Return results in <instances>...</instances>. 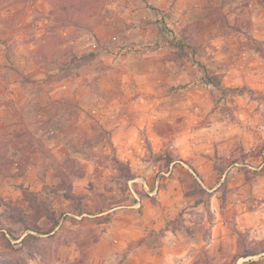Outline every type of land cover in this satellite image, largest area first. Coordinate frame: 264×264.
Here are the masks:
<instances>
[{"label":"rangeland","instance_id":"374dc122","mask_svg":"<svg viewBox=\"0 0 264 264\" xmlns=\"http://www.w3.org/2000/svg\"><path fill=\"white\" fill-rule=\"evenodd\" d=\"M3 156L0 264H264V0H0Z\"/></svg>","mask_w":264,"mask_h":264},{"label":"trees","instance_id":"16d2710c","mask_svg":"<svg viewBox=\"0 0 264 264\" xmlns=\"http://www.w3.org/2000/svg\"><path fill=\"white\" fill-rule=\"evenodd\" d=\"M72 11H75V10H72ZM43 51H46V50H42L40 53L44 54ZM217 85L220 86V84H217ZM3 158H4V156L2 158H0V168H2L5 171H9V169L12 167V162L7 160L6 158L4 160ZM15 169H16L17 172L13 173L12 177H23V176L27 175L26 172H24L25 171L24 169H26V168L24 167L23 164L18 166V167H16ZM65 181L66 180H61V184L65 183ZM29 195H34V194L33 193H29ZM32 200H33V202L30 203V210H29L30 212L29 213H26L27 211H24V210L23 211L22 210H16L13 207H9L10 211L12 213L11 216H10L11 217L10 219L14 220L15 216L17 214L19 216L17 221L22 223L23 225H25V229L27 231L38 233L40 235H46V236L50 235V237L54 236V234H55L54 231H55V228H56L55 225L57 224V220H54V215L50 214L51 218L53 219V224L49 228V230L46 231V232H44V230H42L40 227H38L37 224H34L33 226H30V225L26 224V223H30L29 222L30 220L35 219L37 217H40L42 215V212L44 210H46V207H47L46 204H45V201L42 200L39 195H35L32 198ZM5 232L6 231L4 229L0 228V236H1V239H3V241H4V245L8 249H11V247L13 245L11 238H9L11 235L9 233H5ZM29 237H30V239H33L35 241H41L40 237H37V236H35L33 234H28L26 236V238H24L22 240L21 244L25 245V243H27V241L29 240ZM13 239L16 240L15 238H13ZM5 240H6V242H5ZM2 258H7V255L3 254ZM5 264H7V263H5Z\"/></svg>","mask_w":264,"mask_h":264},{"label":"crops","instance_id":"0c3cea01","mask_svg":"<svg viewBox=\"0 0 264 264\" xmlns=\"http://www.w3.org/2000/svg\"><path fill=\"white\" fill-rule=\"evenodd\" d=\"M27 176H24V177H19V178H7V179H5L6 181H3L0 185H2V184H5V185H8V184H12V183H16V184H22V183H25V185H29V184H26V180H27ZM9 180V181H8ZM13 189L15 188V186L14 187H12ZM214 230H216V226H214L213 227V231ZM220 231L218 230V237L220 236V233H219Z\"/></svg>","mask_w":264,"mask_h":264}]
</instances>
